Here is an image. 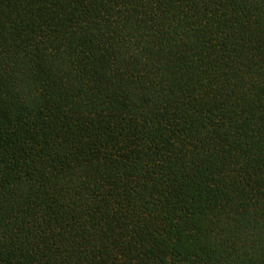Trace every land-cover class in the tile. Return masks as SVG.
I'll return each mask as SVG.
<instances>
[{
	"label": "trees",
	"instance_id": "16d2710c",
	"mask_svg": "<svg viewBox=\"0 0 264 264\" xmlns=\"http://www.w3.org/2000/svg\"><path fill=\"white\" fill-rule=\"evenodd\" d=\"M0 264H264V0H0Z\"/></svg>",
	"mask_w": 264,
	"mask_h": 264
}]
</instances>
